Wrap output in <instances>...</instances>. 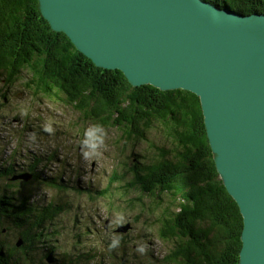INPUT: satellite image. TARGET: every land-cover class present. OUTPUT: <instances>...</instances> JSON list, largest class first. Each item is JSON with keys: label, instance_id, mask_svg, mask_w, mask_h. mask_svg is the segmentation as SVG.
<instances>
[{"label": "trees", "instance_id": "trees-1", "mask_svg": "<svg viewBox=\"0 0 264 264\" xmlns=\"http://www.w3.org/2000/svg\"><path fill=\"white\" fill-rule=\"evenodd\" d=\"M204 1L242 15L264 14V0ZM37 6V0H0L1 101L8 102L7 87L25 75L23 85L33 94L54 96L61 104L71 105L83 116L81 121H92L104 129L117 128L124 147L145 144V156L130 153L126 157L131 165L117 164V168L124 166L125 173L110 175L109 188L130 176L114 194L120 193V199L135 190L147 194L154 200L151 212L162 209L166 221L159 239L185 238L186 245L163 255L164 262L238 264L242 217L215 169L199 99L179 89L132 87L121 72L95 67L64 34L51 30ZM37 121H41L38 116ZM151 130L158 134L157 143L146 139ZM59 133L66 138L65 133ZM6 174L0 172V180ZM70 186L77 194L89 192ZM107 191L97 192L98 197H105ZM89 198L98 199L94 195ZM108 198L110 205L117 206L112 190ZM26 200L15 206L7 194L0 192V264H38L40 254L33 246L38 241L50 257L65 263L55 246L48 244L51 235L39 230L42 224L43 229L49 227L43 222L52 219L50 209L42 207L39 215L32 217L34 210L27 207ZM127 203L130 208L143 207L138 198L127 199ZM9 235L17 239L14 244L9 243ZM119 238L105 245L126 248V235ZM97 250L91 249L86 258L93 260ZM58 259L56 263H60Z\"/></svg>", "mask_w": 264, "mask_h": 264}, {"label": "water", "instance_id": "water-1", "mask_svg": "<svg viewBox=\"0 0 264 264\" xmlns=\"http://www.w3.org/2000/svg\"><path fill=\"white\" fill-rule=\"evenodd\" d=\"M37 3L97 68L199 99L215 169L242 217L238 264H264V15L204 0Z\"/></svg>", "mask_w": 264, "mask_h": 264}, {"label": "rangeland", "instance_id": "rangeland-1", "mask_svg": "<svg viewBox=\"0 0 264 264\" xmlns=\"http://www.w3.org/2000/svg\"><path fill=\"white\" fill-rule=\"evenodd\" d=\"M23 76L7 87L8 102H2L0 94V172L7 171L0 180V192L7 194L15 206L27 199V207L34 210L32 217L38 216L42 207L50 209L52 219L43 222L49 227L43 229L42 224L39 230L51 235L48 244L55 246L65 263L50 257L38 241L33 245L37 252H32L40 254L38 264H166L163 255L185 246V238L179 235L171 241L159 239V230L166 221L162 209L151 212L154 200L147 194L135 190L123 199L120 193L114 194L115 188L125 185L130 176L109 188L110 175L125 173L124 166L117 168V164L131 165L126 157L130 153L145 156L146 145L124 147L117 128L104 129L92 121H81L83 116L71 105L27 90ZM59 131L65 133V139ZM146 139L157 143L158 134L151 130ZM70 185L89 192L77 194ZM105 187V197H98L97 192L105 191ZM111 190L117 206L109 204ZM135 198L142 201L143 207H129L127 199ZM119 235H126V248L105 245L112 239L119 241ZM9 237V243L17 241ZM95 247V258H86ZM57 259L60 263L55 262Z\"/></svg>", "mask_w": 264, "mask_h": 264}, {"label": "bare ground", "instance_id": "bare-ground-1", "mask_svg": "<svg viewBox=\"0 0 264 264\" xmlns=\"http://www.w3.org/2000/svg\"><path fill=\"white\" fill-rule=\"evenodd\" d=\"M259 14H261V13H259ZM242 15V14H241ZM248 15H250V14H248ZM264 15V14H263ZM43 18V17H42ZM44 19V18H43ZM45 20V19H44ZM46 21V20H45ZM47 22V21H46ZM48 23V22H47ZM48 25H49V23H48ZM49 27H50V25H49ZM52 30V29H51ZM54 31V30H53ZM56 32V31H55ZM57 33H59V32H57ZM63 34V33H62ZM65 35V34H64ZM66 36V35H65ZM67 37V36H66ZM68 38V37H67ZM69 39V38H68ZM69 41H70V39H69ZM73 45V44H72ZM74 47H75V45H73ZM76 48V47H75ZM76 50H77V48H76ZM78 51V50H77ZM78 52H80V51H78ZM81 53V52H80ZM82 54V53H81ZM85 56V55H84ZM86 57V56H85ZM87 58V57H86ZM88 59V58H87ZM90 60V59H89ZM91 61V60H90ZM92 62V61H91ZM93 64V63H92ZM94 65V64H93ZM95 66V65H94ZM96 67V66H95ZM100 69V68H99ZM105 70V69H104ZM118 71V70H117ZM120 72V71H119ZM30 74V73H29ZM144 85H147V84H141V85H139L138 87H140V86H144ZM150 85V84H149ZM151 86V85H150ZM133 87V86H132ZM134 87H137V86H134ZM156 89H158V88H156ZM158 90H160V89H158ZM175 90H178V89H175ZM160 91H172V90H160ZM200 108H201V105H200ZM201 112H202V109H201ZM174 114V113H173ZM182 114V113H181ZM172 116V115H171ZM202 116H203V114H202ZM181 117V116H180ZM175 120V119H174ZM203 122H204V117H203ZM183 127V126H182ZM193 128V127H192ZM201 142V141H200ZM134 146V145H133ZM207 150V149H206ZM211 150V149H210ZM165 152H163V154H164ZM190 166V165H189ZM228 193V192H227ZM230 196V195H229ZM231 197V196H230ZM233 199V198H232ZM234 200V199H233ZM235 202V201H234ZM238 209V208H237ZM174 241V240H173Z\"/></svg>", "mask_w": 264, "mask_h": 264}]
</instances>
